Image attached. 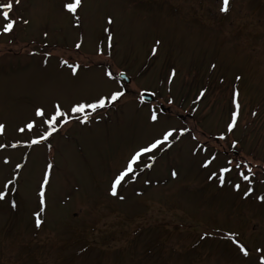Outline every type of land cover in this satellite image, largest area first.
Wrapping results in <instances>:
<instances>
[{
  "label": "rangeland",
  "instance_id": "374dc122",
  "mask_svg": "<svg viewBox=\"0 0 264 264\" xmlns=\"http://www.w3.org/2000/svg\"><path fill=\"white\" fill-rule=\"evenodd\" d=\"M66 2L20 0L12 15L29 23L0 33V144L6 146L0 148V191L18 173L0 200V264H258L255 249L264 248V202L257 200L264 196V0H229L227 12L220 11L223 0H81L76 14L64 9ZM61 59L79 65L76 76ZM119 69L132 82L105 120L70 122L39 145L25 142L32 133L17 131L36 106L50 110L59 100L67 108L121 90L105 75ZM201 86L208 91L197 100ZM233 88L241 109L228 133ZM142 90L155 92L158 101L141 104ZM160 103L169 107L165 113ZM149 108L160 114L159 124L146 120ZM166 127L190 131L158 153L151 170L110 195V179L132 148ZM211 155L216 159L202 167ZM242 158L255 173L251 184L234 168L223 186L209 180L226 160ZM46 163L54 168L41 206Z\"/></svg>",
  "mask_w": 264,
  "mask_h": 264
},
{
  "label": "snow or ice",
  "instance_id": "6c2138e0",
  "mask_svg": "<svg viewBox=\"0 0 264 264\" xmlns=\"http://www.w3.org/2000/svg\"><path fill=\"white\" fill-rule=\"evenodd\" d=\"M20 0H7V2H0V18H2L3 23L0 24V33L8 34L14 30L15 25L22 20V18L14 17L12 13L14 12V7L18 6ZM81 5V0H69V2L64 3V9L71 14H76L77 9ZM229 6V0H223V6L220 8L221 12H227ZM24 24H28L29 21L22 20ZM107 23L111 24L112 19L108 17ZM105 31H109V29H105ZM44 36H47V32L44 33ZM110 39V37H109ZM159 44V41H156ZM111 45H109L110 47ZM80 44L76 45V48H79ZM102 51V50H101ZM157 49L154 47L152 49L153 54ZM34 55L35 53H31ZM47 56H50L51 53H46ZM60 63L62 65L70 68L73 76L77 75V70L79 65L77 64H69L67 60L61 59ZM213 68L215 65L212 66ZM105 75L109 79H114L112 72H106ZM175 76V69L170 71L168 80L171 82V79ZM236 80H240V76L235 77ZM206 89H203L199 92L196 97L197 100L201 99L205 95ZM153 96L156 95L155 92L151 93ZM125 95L123 90H110L107 93H100L96 96L90 98H82L72 102L67 108L63 107L62 104L57 100L52 104L51 109L48 110L44 106H36L33 110V114L30 118L22 123L21 126L17 128L19 133H32L33 138L29 141H25L31 145H39L42 142L49 141V138L53 136V134H58L59 131L66 127L70 122L75 123L79 126H88L95 123H100L102 120L107 118V114L109 111V106H115L120 99ZM139 102L144 104V91L142 90L139 94ZM169 104H172L173 101L171 99L168 100ZM230 103L232 107L229 110V120L226 123V131L228 133H232L233 129L237 125V119L241 109L240 103V91L239 88H233L230 91ZM253 116L256 115L255 112L252 113ZM37 120H39V127L37 126ZM146 120L150 122L151 125H157L160 122V114L155 108L148 109V115ZM5 128L3 123H0V132H2ZM43 129V130H41ZM190 130L187 128L177 129L175 127H166L162 129L158 134L153 135L151 138L145 140L143 143L137 144L132 150L129 152L126 157L123 165L118 168L115 173L112 175L110 179V195L117 196L118 188H121L128 181L135 182L141 174L145 172V170H151L154 165L158 162L159 156L158 153L164 152L165 150H171L173 146V142H179L181 137ZM226 137L224 133H221L218 137L219 140H224ZM193 140L196 139L195 136L192 137ZM19 143V142H18ZM237 141L233 140L231 142L232 146L235 147ZM17 144H12L11 147L15 148ZM6 147L3 144H0V148ZM47 147L49 149L52 148V144L50 142L47 143ZM201 145L197 143L193 149V154H195L196 149H200ZM216 159L215 155H211L210 158L205 159L202 163V167L207 168L214 160ZM5 163L8 162L7 157H5ZM22 166L17 163L15 165L16 169H20ZM54 168V164L46 163L45 169L42 175V182L39 185L38 189V198L39 204L41 206L45 205V197L46 192L45 188L50 183V177L52 173V169ZM233 168L236 170V174L238 178L242 181H246L249 184L252 183V178L255 173L252 170V166L250 162L241 159L240 162L233 164L232 160H226L224 164L218 168L217 171H213L209 175V180L213 178H217L219 185L223 186L225 183V174L233 171ZM178 175L175 169L171 170V176L175 178ZM18 178V173L12 178L4 183L3 188L4 191H0V200L5 199L6 195L9 191L13 189L10 188V185L14 183V180ZM144 183H149L148 180H145ZM230 183V181H229ZM232 187L236 190H239L240 184L235 183ZM253 192V188L249 187L247 191L244 192V196L247 197L250 193ZM120 199H123V196H119ZM257 200L264 202V196H258ZM11 206L15 207V201L11 202ZM41 211H43V207H41ZM36 226L39 227L42 223L39 218V213H36ZM205 236L210 235V233L205 232ZM202 239L204 237H201ZM228 238L232 240L234 244L238 247L239 251L243 253L245 257L249 255V251L246 249L245 245L238 240L235 239L234 234L229 233ZM255 252L258 254L257 260L258 264H264V248H256Z\"/></svg>",
  "mask_w": 264,
  "mask_h": 264
},
{
  "label": "water",
  "instance_id": "95a60500",
  "mask_svg": "<svg viewBox=\"0 0 264 264\" xmlns=\"http://www.w3.org/2000/svg\"><path fill=\"white\" fill-rule=\"evenodd\" d=\"M120 77L126 79L127 83H129L131 81L130 77H127L124 73H121ZM144 100L148 101V102L153 101L154 100V96L152 94L144 92Z\"/></svg>",
  "mask_w": 264,
  "mask_h": 264
},
{
  "label": "flooded vegetation",
  "instance_id": "af4514ba",
  "mask_svg": "<svg viewBox=\"0 0 264 264\" xmlns=\"http://www.w3.org/2000/svg\"><path fill=\"white\" fill-rule=\"evenodd\" d=\"M110 55H111V52H110ZM120 70H122V69H119V71ZM119 84L121 85V88L124 91V93H126L127 92V86H125L122 82H119Z\"/></svg>",
  "mask_w": 264,
  "mask_h": 264
}]
</instances>
